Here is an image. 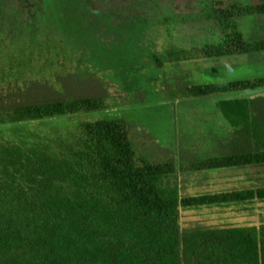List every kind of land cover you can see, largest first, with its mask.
I'll return each instance as SVG.
<instances>
[{
    "label": "trees",
    "instance_id": "16d2710c",
    "mask_svg": "<svg viewBox=\"0 0 264 264\" xmlns=\"http://www.w3.org/2000/svg\"><path fill=\"white\" fill-rule=\"evenodd\" d=\"M198 1L205 15L214 14L211 0ZM230 1L248 12L238 25L247 57L261 64L264 0ZM13 3L0 0V66L19 69L18 78L0 80V264H264V226L212 216L264 201V187L190 191L214 172L264 166L263 89L251 84L244 94L229 81L202 84V62L217 69L229 65L216 58L217 46L210 40L181 48L174 31L188 20L185 14L166 10L161 0H136L138 11L106 16L120 19L112 37L130 46L128 60L152 65L158 97L199 112L180 142L171 131L158 136L121 115L125 102L113 101L117 84L111 75L103 78L92 67H58L48 75L33 67L32 52L44 51L41 44L49 41ZM214 31L207 38H221ZM80 49L75 52L85 54ZM107 102L120 117L111 113L66 132L55 126L101 113ZM182 212L198 217L186 222Z\"/></svg>",
    "mask_w": 264,
    "mask_h": 264
},
{
    "label": "rangeland",
    "instance_id": "374dc122",
    "mask_svg": "<svg viewBox=\"0 0 264 264\" xmlns=\"http://www.w3.org/2000/svg\"><path fill=\"white\" fill-rule=\"evenodd\" d=\"M135 1L12 0L14 7L20 10L23 19L29 20L30 25L32 23L40 30L39 38L49 41L48 46L44 43L41 44L44 51L32 52L34 61H31V64L33 67L39 66L41 74L48 70L47 74L49 75L50 71L58 67L63 69L74 67L81 70L92 67L97 71H103L99 73L101 77L109 80L111 78H108V75H111L113 82L116 81L113 101L125 102L121 115L126 119L142 122L158 136L165 137L167 131H171L174 133L176 141L180 142L186 127L191 124V118L192 122L199 121L198 110L193 105L183 107L180 100L170 102L158 97L156 95L158 75L154 68H151L152 65L150 64L147 68L146 64L143 66L130 57L128 60L130 46H119L111 34L113 29L116 30V24L120 23V19L117 20L114 17L111 22L106 16L110 13L128 14L129 8L132 9L131 11H138ZM161 2L166 10L169 9L179 14L184 13L185 18H188V20L181 19L183 20L180 24L182 27L177 22L178 28L174 31V38L177 37L176 40L181 48H195V46L205 45L211 40L210 43L215 44L219 50L216 58H221L229 64L222 65L217 69L211 68L207 64L208 60H205L206 64L202 62V66L198 68L202 84L229 81L233 83L235 90H245L250 88L251 84H255L264 91V59L259 60L261 64L255 65L254 59L247 57L243 40L244 34L238 25L244 14L248 13L241 4L230 6L232 4L230 0H211L216 11L213 15L209 13L205 15L202 3L198 0H161ZM70 7L73 10H70ZM76 9L80 11L77 12ZM144 9L146 11L149 8L145 7ZM210 16L213 21L209 22L208 26L205 22ZM189 21L191 22L189 23ZM217 29L221 38L214 37L213 40L207 38L209 34L216 36L214 30ZM138 37L140 36L131 35L129 39L134 40ZM165 39L166 42L167 40L173 41L169 35L165 36ZM197 41L199 44L196 43ZM33 42L31 44L37 46V43ZM163 44L164 47L165 42ZM76 49L83 50L85 54H79V50L75 52ZM71 52L77 53L73 57L75 59L70 58L72 57ZM130 56H132L131 53ZM126 64L129 65L126 66ZM5 66H7V62ZM6 69L7 71H4L0 66V80L19 77V69H14L12 66ZM153 70L155 71L154 76ZM234 93L238 96L241 95L238 92ZM108 104L109 102H107V106L103 107L101 113L82 115V117L74 118L71 121L55 123V126H60L66 132L68 127L77 129L80 123H94L103 117L107 118V115L111 113L120 117V113L113 111ZM142 104L146 106L131 108L132 106H142ZM149 105L158 107H155L156 110L149 109L147 107ZM212 174L208 183L201 188L190 190L191 194L228 192L237 190L238 185L241 188L243 185L254 189L264 187V166L237 167ZM212 216L233 225L254 227L257 225V220L264 222V201L218 209ZM197 217L198 213L182 212L183 221L188 222ZM20 256L21 254L18 255V257ZM24 257L26 255L21 256V258Z\"/></svg>",
    "mask_w": 264,
    "mask_h": 264
},
{
    "label": "crops",
    "instance_id": "0c3cea01",
    "mask_svg": "<svg viewBox=\"0 0 264 264\" xmlns=\"http://www.w3.org/2000/svg\"><path fill=\"white\" fill-rule=\"evenodd\" d=\"M252 166H255V165H252ZM252 166H247V167H252ZM243 188H241V187H239V185H238V189L237 190H242V191H244V190H254V191H256V190H258L259 188H257V189H254V188H249L247 185H243L242 186ZM258 201H260V200H258V199H255V200H253L252 202H251V204H253L254 202L256 203V202H258ZM250 204V203H249ZM243 205H248V204H243ZM264 226V222H259L258 220H257V225L255 226L254 225V227H256V228H261V227H263Z\"/></svg>",
    "mask_w": 264,
    "mask_h": 264
}]
</instances>
